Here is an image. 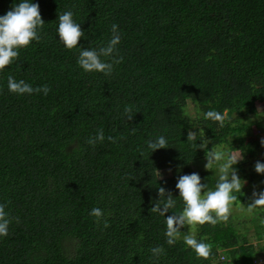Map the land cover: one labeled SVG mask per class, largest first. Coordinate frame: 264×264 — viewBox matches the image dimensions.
Returning <instances> with one entry per match:
<instances>
[{"label":"trees","instance_id":"obj_1","mask_svg":"<svg viewBox=\"0 0 264 264\" xmlns=\"http://www.w3.org/2000/svg\"><path fill=\"white\" fill-rule=\"evenodd\" d=\"M19 2L0 0V16ZM32 2L45 21L42 39L0 71V204L12 221L8 236H0V264H264L254 261L264 252V210L254 211L258 222L247 228H237L232 216L226 224L197 225V239L213 246L207 260L182 238L169 246L165 217L150 212L159 186L177 198L171 211L182 210L180 175L198 173L215 187L216 173L193 167L205 152L187 142L190 129L205 131L209 149L227 144L244 158L264 149V0ZM68 10L85 32L72 50L57 31L59 12ZM114 23L123 62L111 76L84 72L80 48L106 45ZM9 75L51 91L14 94ZM126 105L133 106L131 121ZM209 110L227 112L224 127L204 119ZM101 128L104 142L89 145ZM161 135L169 147L151 153L146 141ZM243 163L234 167L243 171ZM163 169L171 174L160 178ZM253 177L251 196L264 191V174ZM236 195L237 203L252 199ZM95 207L104 212L99 223L90 215ZM158 246L165 253L156 259L150 250ZM227 253L233 259L221 261Z\"/></svg>","mask_w":264,"mask_h":264},{"label":"clouds","instance_id":"obj_2","mask_svg":"<svg viewBox=\"0 0 264 264\" xmlns=\"http://www.w3.org/2000/svg\"><path fill=\"white\" fill-rule=\"evenodd\" d=\"M58 22L59 40L67 49H76L85 32L81 28V24L74 20L73 11L59 12ZM44 25L45 21L41 15L40 5L32 2V0H21L18 4H13L12 9L5 15L0 16V71H3L19 58L20 49L27 48L33 41L39 42L42 39L41 32ZM111 32L112 36L106 45L98 49L80 48L77 64L84 72H99L105 76H111L114 65L123 62V57L119 55L118 50V45L121 43L119 26L114 23L111 26ZM7 84L10 92L21 96L39 94L40 92L47 95L51 91L48 85L33 88L25 80H16L11 75L7 78ZM124 115L129 121L134 119L132 105L124 107ZM204 119L218 122L219 127L222 128L225 126L228 117L226 111L221 114L217 110H209L204 113ZM198 137L202 141L200 144L196 143ZM104 140L105 135L101 128L97 130L96 135L90 137L86 142L95 147L97 143H103ZM107 140L116 143L117 138L108 136ZM187 142L191 143L193 147L204 150L207 161L204 168L218 175L214 189L202 183V178L198 173L180 175L176 188L179 190V200L183 202L182 210L179 212L171 211L177 206V198L171 191L159 186V199L153 201L154 206L150 208V212L165 217V236L169 246L175 245L182 238L183 243L195 252L198 259L207 260L212 255L213 246L203 239H197V225L226 224L234 210H239L248 215L253 214L257 209L264 210V191L254 190L252 199L248 204L242 202L237 204L238 196L236 194L243 195L242 189L247 181L240 178L238 169L233 166L243 159V153L239 149L230 150L220 145H213L209 149L210 143L203 129H200L198 134L190 129L187 134ZM260 143L264 146V139H261ZM146 144L151 153L169 147L168 140L163 135L154 140L146 141ZM255 171L258 174H264V162L257 161ZM159 177L161 178L160 172ZM169 211L173 212V215H167ZM90 215L95 217L99 223L104 217V212L99 207H95L91 210ZM11 222L6 211V205L0 204V236H8ZM261 223L264 224V220H261ZM104 227H109L107 220H104ZM185 227L188 230L186 232L181 231ZM150 251L156 259L165 253L164 248L160 246L153 247Z\"/></svg>","mask_w":264,"mask_h":264},{"label":"rangeland","instance_id":"obj_3","mask_svg":"<svg viewBox=\"0 0 264 264\" xmlns=\"http://www.w3.org/2000/svg\"><path fill=\"white\" fill-rule=\"evenodd\" d=\"M188 107H187V111L188 113L192 116V117H195L196 114H197V108L194 106V103L189 100V103H188ZM250 119L251 120H254V118L252 116H250ZM252 131L253 133L256 132L257 135L259 134L261 136L262 133H260V131L258 130L256 124H253V127H252ZM251 131V133H252ZM254 133V134H256ZM220 146H223L224 148L226 149H230L229 145L227 144H223V145H220ZM232 150V149H231ZM243 159H244V165H245V170L241 171L238 169V175L240 176V178L242 180H246L247 181V184L244 186V188L242 189V192L245 193L248 197H252L251 196V191H252V188L250 189V185H252V182L253 183H257L255 181H253V179L257 180V178H254L253 176L257 177L259 174L255 171V163L257 161H260V162H264V149L262 150H258L256 155L253 156V157H248V158H244V154H243ZM206 158H203L199 161H197L196 163L193 164V167L195 169H202L204 168V165L206 163ZM234 167V166H233ZM160 174H161V177H166V176H169L171 174V172L168 170V169H163V170H160L159 171ZM158 172V174H159ZM215 173V172H214ZM239 204V202L237 203ZM238 213H241V216L240 217H236L235 215H237ZM255 215V213L251 214V215H248V214H245L239 210H234L233 213H232V222L233 224L237 227V228H243V227H249L250 225H252L253 223L256 225V223L258 221H255L253 222L252 221V217ZM253 229L251 228V230H249V233H253ZM249 242H252V243H257L258 240L257 238L253 235L250 237V239L248 240ZM228 258V260H232L233 259V256L231 253H227L225 255H221V261H226V257ZM255 262H264V252H261L257 255L256 259L254 260ZM240 264H244V260L242 258H240Z\"/></svg>","mask_w":264,"mask_h":264}]
</instances>
